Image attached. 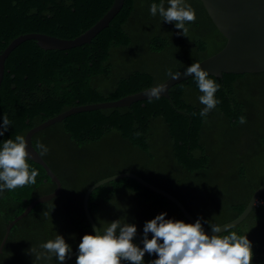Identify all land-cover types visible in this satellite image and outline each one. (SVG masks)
<instances>
[{"label": "trees", "instance_id": "trees-1", "mask_svg": "<svg viewBox=\"0 0 264 264\" xmlns=\"http://www.w3.org/2000/svg\"><path fill=\"white\" fill-rule=\"evenodd\" d=\"M112 2L0 0V53L25 33L75 38ZM151 2L124 0L89 43L43 49L28 39L14 47L0 82V116L6 114L12 125L0 141L25 137L32 127L71 107L113 101L155 86L170 76L169 69L178 73L225 45L201 0H189L196 20L187 22V36L174 23L152 16ZM209 76L221 85L215 93L220 103L206 118L199 115L204 105L191 76L172 85L168 98L76 112L35 132L32 144L59 178L61 190L34 205L7 232L28 204L56 188L45 169L28 158L38 171L36 183L0 195V244L7 233L0 264H58L55 256L36 255L40 243L56 232L76 251L81 237L94 231L83 207L86 190L122 172L169 192L207 228L205 221L221 225L236 218L264 182V70ZM240 116L245 123H239ZM40 143L47 146L46 153ZM259 198L264 199V191ZM88 209L101 229L117 219L135 223L136 243L142 240L145 221L160 212L190 222L176 203L130 177L96 187ZM231 228L252 242V264H264V207L254 205ZM75 256L66 264H74ZM154 258L145 253V262Z\"/></svg>", "mask_w": 264, "mask_h": 264}, {"label": "clouds", "instance_id": "clouds-1", "mask_svg": "<svg viewBox=\"0 0 264 264\" xmlns=\"http://www.w3.org/2000/svg\"><path fill=\"white\" fill-rule=\"evenodd\" d=\"M149 12L152 16L159 15L162 21L174 23L175 28L182 30L179 34L185 36L188 31L187 22L196 20L195 9L189 0H159V3L152 0ZM168 71L173 78L180 75L171 69ZM184 74H194L192 78L200 92L198 100L204 105L199 115L206 118L220 103L215 93L221 85L210 78L209 72L199 62L188 65ZM163 92L164 87L156 84L145 94L152 101L159 99ZM245 122L246 118L240 116L239 123ZM11 125L12 121L6 114L0 116V137L5 135ZM38 147L43 153L48 151L43 143ZM28 158L27 142L23 135L0 141V195L6 189L11 191L36 183L38 171L30 166ZM205 223L210 225L211 234L206 233L202 218L192 223L168 217L167 212H160L145 221L142 240L136 243L137 225L120 219L113 220L103 229L94 228L93 232L81 237L74 264H252V242L247 234H238L228 225L209 221ZM39 249L41 251L36 253L37 259H51L55 256L58 264H63L73 254L72 245L58 232L53 238L41 242ZM145 253L155 255V258L145 262Z\"/></svg>", "mask_w": 264, "mask_h": 264}, {"label": "water", "instance_id": "water-1", "mask_svg": "<svg viewBox=\"0 0 264 264\" xmlns=\"http://www.w3.org/2000/svg\"><path fill=\"white\" fill-rule=\"evenodd\" d=\"M201 2L203 3L213 23L216 25L221 34L226 38L225 45L219 51L199 61V63H201V67L204 70L208 71L210 75H214L216 77H221L222 73L263 71L264 0H201ZM123 3L124 0H113L108 10L95 24L72 39L60 38L41 32H31L17 36L0 53V82L3 77L5 58L10 53V51L22 41L34 39L36 43L43 49H68L84 43H89L97 33H99L104 27L109 24L110 20L122 8ZM185 69L178 72L180 73V75L177 78L169 76L166 80L159 83L164 87V92L161 94V96L168 98L169 89L172 85L194 75H185ZM149 88L125 95L113 101L89 103L71 107L43 121L42 123L32 127L27 131V133L25 134V139L27 142V151L29 153V158L34 162L39 163L45 169L47 175L56 183V188L54 191L41 195L33 200L30 204H28L26 208L9 223V225L7 226V232L9 231L10 226L16 220L26 215L34 205L50 200L51 198L55 197L61 190V182L59 178L41 157L37 149L33 146L32 135L35 132L43 129L44 127L54 122L60 121L64 117L76 112L88 111L97 108L130 105L134 101L147 99L148 97L145 93ZM119 177L133 178L143 185L169 198L177 204L185 218H187L192 223L195 222L196 219L188 212V210L175 196L159 187L150 184L133 172H122L100 179L86 190L83 198V207L85 215L89 223L93 227V230L94 228H98V226L91 217L88 209L89 195L99 185ZM263 191L264 182L254 191L243 211L236 218L221 225H228L231 228L241 222L254 207L256 199L260 197V194ZM203 227L206 233L211 234L210 228H207L204 225ZM223 230L224 229L222 227L221 231ZM6 237L7 233L4 235L3 240L1 241L0 251L6 240ZM75 255L76 251H74L73 254L63 262V264H66V262Z\"/></svg>", "mask_w": 264, "mask_h": 264}, {"label": "built area", "instance_id": "built-area-1", "mask_svg": "<svg viewBox=\"0 0 264 264\" xmlns=\"http://www.w3.org/2000/svg\"><path fill=\"white\" fill-rule=\"evenodd\" d=\"M254 205L255 206L262 205L264 207V199H260V198L256 199Z\"/></svg>", "mask_w": 264, "mask_h": 264}]
</instances>
